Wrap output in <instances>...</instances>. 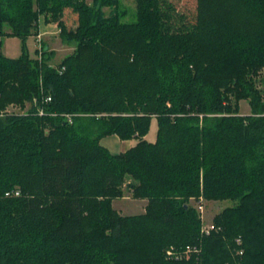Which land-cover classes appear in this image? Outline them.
Returning <instances> with one entry per match:
<instances>
[{
	"label": "trees",
	"instance_id": "obj_1",
	"mask_svg": "<svg viewBox=\"0 0 264 264\" xmlns=\"http://www.w3.org/2000/svg\"><path fill=\"white\" fill-rule=\"evenodd\" d=\"M135 2L125 23L121 0H0V50L22 40L0 52V264H264V0H196L194 22ZM49 13L75 44L58 66L28 54ZM111 135L137 142L113 154ZM125 189L145 212L114 208ZM204 201L233 203L220 232ZM187 246L198 259L167 257Z\"/></svg>",
	"mask_w": 264,
	"mask_h": 264
},
{
	"label": "rangeland",
	"instance_id": "obj_2",
	"mask_svg": "<svg viewBox=\"0 0 264 264\" xmlns=\"http://www.w3.org/2000/svg\"><path fill=\"white\" fill-rule=\"evenodd\" d=\"M89 3L92 2V0H87ZM174 5L177 8V13L179 15H183L185 17V21L187 22H194L195 17V2L196 0H171ZM67 11L68 17H71L74 22L76 19V13L73 11V9H68ZM109 10V9H107ZM121 11H123L124 17H122V21L125 23H133L137 20L136 16V2L135 0H121ZM49 15H41V17H44L46 22L49 19ZM48 19H47V18ZM43 18V19H44ZM40 23V22H39ZM47 23H54L52 21H48ZM58 26V25H57ZM9 31L10 29H6ZM60 32V31H59ZM49 37V36H48ZM45 39V38H44ZM2 40V48L0 52L4 54L5 56L11 57V58H18L22 54V40L19 37H13V36H5L1 38ZM43 44H46L48 46V52L53 55V59L50 61V64L53 66H58L60 62L69 54H71L75 49V44H69L63 41L60 34L57 36H52L51 38H47L43 40ZM27 48H28V54L31 58H36L40 56V52L37 50L38 48V42L36 43V36H31L27 39ZM38 51V53L36 52ZM44 55V50L42 48V56ZM41 56V58H42ZM39 58V59H41ZM264 77V71L261 74ZM260 88L264 87V84L259 85ZM29 105L26 104V108H22L21 106H10L8 109V112L10 113H24L28 109ZM240 109L241 114L246 115L250 114L251 108L247 101H242L240 103ZM157 120L154 118L151 124L150 132L147 135V139L149 141H155L156 140V134H157ZM125 141V142H123ZM128 140H121L116 135L107 136L101 139V144L109 148L110 152L113 154H119L122 152L127 151L126 144ZM123 198H118L113 201L114 208L121 213L122 215H137L144 212L148 201L147 200H141V199H135L132 196V192L128 189H125ZM193 204H195L193 202ZM232 202L230 201H204V212L202 214L203 221L205 224H211L214 223V218L216 215L221 213L225 208L232 206Z\"/></svg>",
	"mask_w": 264,
	"mask_h": 264
},
{
	"label": "built area",
	"instance_id": "obj_3",
	"mask_svg": "<svg viewBox=\"0 0 264 264\" xmlns=\"http://www.w3.org/2000/svg\"><path fill=\"white\" fill-rule=\"evenodd\" d=\"M37 42H38V48L37 50L40 52V56L39 58H41L42 56V40L40 35H38L37 37ZM48 100H50V98H48ZM202 202V201H200ZM198 211L200 213L201 219H202V233L206 234V235H210L212 232H220L222 229L220 227H216L213 223L211 224H205V222L203 221V212H204V206L203 203H200L198 206ZM236 243L238 246H242V240L239 238L236 240ZM201 253V249L196 247V246H187L185 249H178L176 250L174 247H171L168 251H167V257L169 259H175L178 261H184V260H189L194 254L198 255L197 259L199 257ZM239 255H243V250L240 249L238 251Z\"/></svg>",
	"mask_w": 264,
	"mask_h": 264
},
{
	"label": "crops",
	"instance_id": "obj_4",
	"mask_svg": "<svg viewBox=\"0 0 264 264\" xmlns=\"http://www.w3.org/2000/svg\"><path fill=\"white\" fill-rule=\"evenodd\" d=\"M44 17H40V23H39V34L43 43V40L47 38H51L52 36H57L60 32L59 27L57 24L54 23H47ZM49 36V37H48ZM37 37L36 36V43H37ZM45 38V39H44ZM125 142V141H123ZM136 140H128L127 143H125L127 150L132 148L136 144ZM109 149V148H108ZM145 212V210H144Z\"/></svg>",
	"mask_w": 264,
	"mask_h": 264
}]
</instances>
